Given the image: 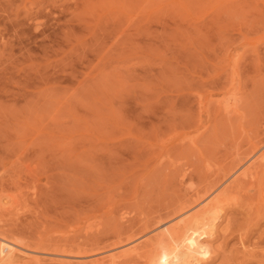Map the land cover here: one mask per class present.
I'll return each instance as SVG.
<instances>
[{
	"label": "rangeland",
	"instance_id": "1",
	"mask_svg": "<svg viewBox=\"0 0 264 264\" xmlns=\"http://www.w3.org/2000/svg\"><path fill=\"white\" fill-rule=\"evenodd\" d=\"M154 1L140 6L160 7L159 21L141 20L132 7L120 22L100 12L79 22L68 0H0V47L12 44L17 65L27 52L32 61L28 83L18 68L14 95L0 94V149L20 154L14 166L30 158L36 178L23 185L24 164L0 170V178L15 170L23 179L25 188L17 184L7 196L28 193L17 200L20 210L7 206L11 196L2 200L11 213L0 212V230L14 227L0 233L49 249L74 238L110 246L117 235L143 243L174 224V213L189 210L197 195L219 191L254 150L264 151V0ZM221 101L235 103L232 114L217 107ZM257 165L255 180L227 195L216 233L200 237L209 250L199 264H264V193L257 191L264 164ZM115 247L104 251L121 250ZM47 251L44 264L54 259ZM88 255L81 263L103 257ZM71 259L50 263H80Z\"/></svg>",
	"mask_w": 264,
	"mask_h": 264
},
{
	"label": "bare ground",
	"instance_id": "2",
	"mask_svg": "<svg viewBox=\"0 0 264 264\" xmlns=\"http://www.w3.org/2000/svg\"><path fill=\"white\" fill-rule=\"evenodd\" d=\"M23 1H26V0H23ZM69 2L73 3V7H72V10H68L70 11V14L75 16L77 18V20L80 22V21H85L87 19H85V14L88 13H106L107 15L111 14L112 17H117V20H119V22L121 20H125L124 17H123V12H127L129 10V8H132V7H137L136 9L138 11H136L135 13L136 14H142L140 17L141 20L143 19H148L149 20H155V21H159L160 18H161V14L162 13V9L159 7V9H154V10H150L148 11L146 8L148 7V4H153V2H155L154 0H68ZM146 2V6L143 7V6H140L141 4H145ZM170 2V1H169ZM35 3L37 5H40L42 3V0H35ZM46 3V2H45ZM148 3V4H147ZM156 3V2H155ZM168 3V2H167ZM139 5V6H136V5ZM45 5V4H44ZM169 5V4H168ZM41 6V5H40ZM43 6V5H42ZM162 6V5H160ZM45 7V6H44ZM158 8V7H157ZM165 8V7H163ZM45 9V8H44ZM149 9V8H148ZM127 10V11H126ZM76 12H78L77 14H75ZM124 12V13H125ZM94 13V14H95ZM84 15V17H83ZM91 16V15H89ZM110 16V17H111ZM164 16V15H163ZM170 16V15H169ZM27 18L29 17L28 15L26 16ZM167 17V16H166ZM96 19L95 21H93L94 23L93 24H97L99 22V19L96 18H93V20ZM133 19V20H132ZM132 19L128 18L126 19V21H134L136 18L133 16ZM168 19V18H167ZM116 20V21H117ZM138 20V18L136 19ZM113 24V27H114V22L112 23ZM172 24V23H170ZM169 24V25H170ZM83 27L86 26V24H82ZM89 25V24H88ZM116 25V24H115ZM168 25V24H166ZM87 27V26H86ZM170 27V26H169ZM118 28V26H117ZM115 29H116V26H115ZM114 29V30H115ZM112 30V29H111ZM113 30V31H114ZM116 31V30H115ZM65 37L67 38V36L65 35ZM2 47H0V94L4 95L6 97V95H14L13 94V87L14 84L16 86V83L14 82V80H18L16 79V76L15 74L17 73L16 71L18 70L19 68V71L23 72V75L25 77V79L21 80V81H25L27 82V75L30 71V68H31V60H30V55H29V52L25 53L23 59H22V62H20V64L17 65V63L13 60V52H12V48H11V45L8 42H4L2 43ZM26 51V50H25ZM20 74V73H19ZM19 77V75H18ZM19 81V80H18ZM29 81V80H28ZM28 83V82H27ZM20 84V83H19ZM24 84V82H22V85ZM26 84V83H25ZM24 87V98L26 99L27 97H29L30 95V92H28V87L29 86H26V85H23ZM13 87V88H12ZM19 89V88H17ZM23 91V89H22ZM2 97V96H1ZM5 97L3 98L4 101H5ZM8 97V96H7ZM6 97V98H7ZM213 98V97H212ZM214 99V98H213ZM233 100V99H232ZM236 100V99H235ZM4 101H0L1 105H4ZM10 101V100H9ZM203 101V100H202ZM201 101V102H202ZM224 101V100H223ZM237 101V100H236ZM219 105V106H218ZM218 105L217 107H219V109L223 110L224 113L226 112H231L233 110V107L235 105V103H232L231 105H228V103H221L218 102ZM238 105V104H237ZM7 106V105H5ZM1 107V106H0ZM218 111V110H217ZM222 111V112H223ZM221 113V112H220ZM235 113V112H234ZM229 114H232V113H229ZM228 114V115H229ZM228 117V116H227ZM182 138V137H181ZM182 141V140H181ZM192 144V143H191ZM2 147V146H0ZM258 151V152H257ZM8 152V151H7ZM260 151L259 150H254L252 152V154L250 155V157L247 159V162H245L247 165L246 166H242L239 171L237 170L235 173H232V176L233 179L230 181L227 180V179H224V184L221 180V182L224 184V186L219 190L217 191L214 190V191H211L209 192L210 190L207 189L206 192H204V194L202 196H198L197 194V198H195V200H193V202L191 203L189 210L187 209V211H183V209H178L179 211L176 213H174L175 215L177 214V218L175 219L176 222L173 224H171V226H168V227H164L160 233L155 236L154 238L152 237V239L150 238V236L146 237L147 239H144V240H147V241H144L143 243H139V244H128L127 242L129 240H126V246L124 245V247H122V242L124 241V244H125V240L123 241H120L121 240V236L120 235H117L115 239V242L110 246H103L101 244V242L99 240H92L91 242V238L89 239L90 243L87 244L88 242H86V244L83 242L84 240H87L88 238V235H86V238H84V240H79L78 239L76 240L75 238L73 240H65V243H62V245H59L57 244L54 249H52V247H50L51 249H49L48 246H51V245H44V243H41V242H37V241H34L36 239H32L30 241H26L25 243H20V240H18L19 242L15 241L17 238L16 237H13V238H16L13 240V238L10 239V236L9 238L7 236L4 235V233H0V264H19V260L21 258H24L25 260H28L27 263H29L30 261L32 263H37V264H40V260L42 261L43 259H40V256H43L47 250H50V253L52 251V254H51V257L54 258V259H58V260H61L63 259H68L70 258V261L72 260L71 258H76L75 261H80V263L78 262L77 264H199L201 262H203L204 258L207 256V250H209L208 248H205L201 242H200V237L201 236H206V237H212V235L214 234V232L216 231L215 228H216V223L218 222V220L220 219L221 217V210L223 208L224 205H226V197L228 199L229 196L227 195H231L230 193L232 192V194H235L236 192L233 193V190L236 188V187H239V183H241L242 181L247 180V182L249 180H253L256 176H254V173H255V169L257 167H259L257 164H264V151H261L260 154H258ZM13 153V152H8L6 153V151L1 150L0 149V170L2 171L3 168H5V166H7V164H9V166L11 168H15L17 165H21V164H24L23 166H18L20 169H22V167H24V171L22 173L25 172V175L26 176V180H25V176H24V181L25 183H23V185L27 184V180H30L29 178H32V174L30 173V171L28 170L29 167H28V160H30V158L27 159H24V161L22 162L21 159L20 161L22 162L21 164H17L16 166H14L15 163H17L18 161V158L17 159H14L16 158L17 156L13 157L11 156L10 154ZM23 153V152H21ZM25 157V153H23ZM13 155V154H12ZM28 155V154H27ZM26 155V156H27ZM248 157V156H247ZM14 160H13V159ZM27 158V157H25ZM245 159V157H244ZM243 160V159H242ZM26 161H27V164H26ZM239 162V161H238ZM257 165V166H256ZM14 166V167H12ZM17 168V170H19ZM240 167V166H239ZM11 168H10V171H11ZM255 168V169H254ZM261 168V167H260ZM6 169V168H5ZM9 169V168H8ZM254 169V171H253ZM235 170V169H234ZM260 170V169H259ZM5 170H3V173H4ZM8 171V170H7ZM5 171V172H7ZM15 170H12L11 174L10 172L8 171V175L7 176V173L5 174V176H7V179L6 177H4L2 175V177H4L5 179L3 178H0V212H3L5 211L4 208L6 210H9L8 208L4 207V205H6L7 203L3 204L2 203V200L5 199V198H8L11 196V203H9L7 206L10 205L9 208H11L12 210V207L11 206H15L19 201L17 200H20L19 198L16 200L14 197H12L13 195L10 194V196H7L8 193H10V189L11 188H14L17 186L19 188H17L18 190L22 187L20 186V183H22L23 179L21 178V175L20 177L18 176L19 175V172H18V175L17 173H13ZM20 171V170H19ZM17 172V171H16ZM35 172V171H34ZM234 172V171H233ZM21 173V172H20ZM21 173V174H22ZM30 173V175H29ZM43 173V172H42ZM257 173V172H256ZM255 173V174H256ZM16 174V175H15ZM45 174V173H44ZM224 174V173H223ZM259 174H261L259 172ZM0 175H1V172H0ZM28 176V177H27ZM31 176V177H30ZM36 177L37 176H40L39 174L38 175H35ZM226 176V175H225ZM224 176V177H225ZM43 178L45 177L44 175L42 176ZM35 177H33V180ZM221 178V177H220ZM229 178H231L229 176ZM259 177L257 176L256 179H258ZM20 179H22L20 181ZM249 179V180H248ZM45 180V179H44ZM255 180V179H254ZM253 180V181H254ZM260 180V179H258ZM18 181H20V183L18 184ZM32 181V180H30ZM219 181V179H218ZM262 181V179H261ZM260 181V183H261ZM34 182V181H33ZM36 182V181H35ZM35 182H34V185H35ZM250 182V181H249ZM38 183H41V182H38ZM44 183V182H43ZM216 183V182H215ZM253 183H257V182H253ZM18 184V185H17ZM30 184V183H29ZM32 184V183H31ZM262 184H264V181H262L261 184H259L258 186V183H257V191H258V188H259V193L262 194L264 193V189H261L262 187ZM17 185V186H16ZM32 184V187L34 186ZM36 185L38 186V184L36 183ZM35 185V187H36ZM41 185V184H39ZM221 185V184H220ZM248 185V184H247ZM252 185V184H251ZM250 186V185H249ZM255 186V185H254ZM217 187V186H216ZM252 187V186H251ZM25 188V187H24ZM24 188H21L22 190ZM31 188V187H30ZM39 188V187H37ZM36 188V189H37ZM219 188V187H217ZM248 188V187H247ZM255 188V187H254ZM264 188V187H262ZM45 189V188H44ZM239 189V188H238ZM245 189V188H244ZM253 189V188H252ZM25 190H29L28 187L27 189ZM243 189L240 188V191H242ZM255 190V189H254ZM14 191V190H13ZM30 191L32 192L33 191V188L32 190L30 189ZM40 191V190H39ZM37 191V194L38 192ZM44 191V190H43ZM235 191V190H234ZM245 192V190H243ZM15 192V191H14ZM21 192V191H20ZM25 192V191H24ZM28 192V191H27ZM34 192V191H33ZM238 192V191H237ZM253 192V191H252ZM258 192H257V195H258ZM18 193V192H17ZM36 193V191L34 192ZM16 194V193H15ZM21 194H25V193H21ZM21 194H18L19 196ZM28 194V193H27ZM25 194V195H27ZM33 195V193H31ZM42 194V192H41ZM45 194V193H44ZM244 194V193H242ZM25 195H22L23 196V199L25 198L24 196ZM36 195V194H35ZM39 195V194H38ZM46 195V194H45ZM45 195H44V200L47 199L45 198ZM236 195V194H235ZM240 195V194H239ZM264 195V194H262ZM18 196V197H19ZM21 196V197H22ZM43 196V194H42ZM233 196V195H232ZM237 196V195H236ZM244 196V195H243ZM242 196V197H243ZM246 196V195H245ZM248 196V195H247ZM29 197V196H28ZM47 197V195H46ZM235 197V196H234ZM17 198V197H16ZM34 199L36 198L38 200V198L40 199L41 197H38L37 198V195L33 197ZM69 198V197H68ZM73 198V196H72ZM71 198V200H72ZM81 198V197H80ZM233 198V197H231ZM239 198V196H238ZM250 198H254V197H250ZM22 199V200H23ZM33 199V200H34ZM35 199V201H36ZM50 199V198H49ZM70 199V198H69ZM79 199V198H78ZM82 199V198H81ZM244 199V198H243ZM262 199V198H261ZM9 199H7L8 201ZM20 200V201H22ZM32 200V201H33ZM43 200V198H42ZM41 199L39 200L40 202L42 201ZM71 200H68L69 202H71ZM232 200V199H231ZM259 200V199H258ZM10 201V200H9ZM37 201V202H39ZM48 201V199H47ZM46 201V202H47ZM67 201V202H68ZM73 201V200H72ZM237 201V199H236ZM242 201V200H241ZM262 201V200H261ZM68 202V203H69ZM78 202V200H77ZM235 202V200H234ZM260 202V200H259ZM24 203H25V200H24ZM22 203V204H24ZM226 203V204H225ZM238 203V202H237ZM20 204V203H19ZM21 204V205H22ZM36 205V203H34ZM38 204V203H37ZM40 204V203H39ZM42 204H43V201H42ZM41 204V205H42ZM64 205H67L65 207H68L69 204H65V202L63 203ZM242 204V203H241ZM260 204V203H259ZM18 205V204H17ZM16 205V206H17ZM47 205V203H46ZM45 205V206H46ZM64 205L61 207L63 208ZM73 205V203H72ZM72 205H70L69 207H72ZM232 205V204H231ZM238 205V204H237ZM15 206V207H16ZM23 206V205H22ZM44 206V204H43ZM45 206L43 208H45ZM77 206V205H76ZM81 206V205H80ZM259 206V205H258ZM20 207V206H19ZM19 207L17 208V210L19 209ZM83 207V206H82ZM240 207V206H239ZM15 208V210H16ZM80 208V207H79ZM257 208V207H256ZM1 209H3L1 211ZM73 209V208H71ZM77 209V208H75ZM87 209V208H86ZM11 210L10 211H7L8 213L10 212L11 213ZM20 210V209H19ZM66 211V212H69L67 211L66 209H63V211ZM175 210V209H174ZM64 211V212H65ZM71 211V210H70ZM79 212V210H76V212ZM173 211V210H172ZM176 211V210H175ZM5 211V213H7ZM75 212V211H74ZM98 211L96 210V213ZM3 214V215H6V214ZM7 213V214H8ZM12 213H16L15 211H13ZM69 214V213H67ZM73 214V212H72ZM95 213H93L94 215ZM166 214V213H165ZM10 215V214H9ZM44 215V214H43ZM75 215V214H74ZM174 215V216H175ZM12 215H10L9 218H11ZM15 216V215H14ZM68 216V215H67ZM5 217V216H4ZM3 217V219H4ZM69 217V216H68ZM90 217V215L88 216ZM6 218H7V215H6ZM94 218V217H93ZM167 218V217H166ZM2 219V218H1ZM13 219V218H11ZM10 219V220H11ZM69 219V218H68ZM87 219V218H86ZM156 219V218H155ZM164 219V218H162ZM9 220V221H10ZM66 220V219H65ZM70 220V219H69ZM88 220V219H87ZM122 220V219H121ZM128 220V219H127ZM158 220V219H157ZM3 221V220H2ZM1 221V222H2ZM86 221V220H85ZM150 221V220H149ZM154 221V220H153ZM163 221V220H162ZM161 221V222H162ZM5 222V221H4ZM7 222V220H6ZM5 222V223H6ZM119 222V221H118ZM148 222V221H147ZM160 222V221H159ZM9 223V222H8ZM14 223V222H13ZM12 223V224H13ZM29 223V222H28ZM33 223V222H31ZM31 223H29V226L31 225ZM89 222H87L88 224ZM150 223V222H149ZM12 224H9V225H12ZM16 225V223H14ZM76 224V223H75ZM86 224V223H85ZM90 224V223H89ZM121 224V223H120ZM4 225V224H3ZM8 225V224H7ZM33 225V224H32ZM93 225V224H91ZM145 225V224H144ZM154 225V224H153ZM156 225V224H155ZM27 226V224H26ZM28 226V227H29ZM86 226V225H85ZM89 226V225H88ZM118 226V225H117ZM147 226V225H146ZM158 226V225H157ZM218 226V225H217ZM9 227V226H8ZM11 227H14L13 225ZM11 227L9 230H11ZM90 227V226H89ZM94 226L90 227L91 229L93 228ZM133 227V226H132ZM148 227V226H147ZM3 227L1 226V229ZM5 228V227H4ZM3 228V229H4ZM16 228V227H15ZM24 228V227H23ZM30 228V227H29ZM85 228V227H84ZM118 228V227H117ZM123 228V227H122ZM2 229V231H3ZM8 228H5V231H7L8 233H10L9 230H6ZM13 229V228H12ZM17 229V228H16ZM82 229V228H81ZM80 229V230H81ZM145 229V228H144ZM14 230V229H13ZM124 230V229H123ZM147 230V228L145 229V231ZM0 230V232H2ZM19 231V230H18ZM113 231V230H112ZM121 231V230H119ZM143 230H141L142 232ZM20 232V231H19ZM24 232V231H22ZM77 232V231H76ZM75 232V233H76ZM83 232V231H82ZM93 232V231H92ZM96 232V230H95ZM98 232V231H97ZM115 232V231H114ZM112 232V233H114ZM14 233V232H12ZM25 233V232H24ZM69 233V232H68ZM74 233V234H75ZM78 233V232H77ZM76 233V234H77ZM117 233V231H116ZM216 233V232H215ZM7 234V233H6ZM21 233H19L20 235ZM26 234V233H25ZM80 234V233H79ZM86 234V233H85ZM91 234V233H90ZM106 234V233H105ZM119 234V233H118ZM122 234V233H121ZM155 234V233H154ZM152 234V236L154 235ZM16 235V234H15ZM33 235V234H32ZM67 236L69 234H66ZM66 235H63V236H66ZM92 235V234H91ZM114 235V234H112ZM124 235V234H123ZM122 235V236H123ZM141 235V234H140ZM18 236V234H17ZM27 236V235H26ZM73 236V235H72ZM76 236V235H75ZM79 236V235H78ZM76 236V237H78ZM94 236V235H93ZM96 236V235H95ZM143 236V235H142ZM32 238V236H30ZM80 237V236H79ZM127 237V236H126ZM132 237V236H131ZM135 237V236H134ZM24 238V237H23ZM29 238V236L27 237ZM63 238V237H62ZM69 238V237H68ZM82 238V236H81ZM129 238V237H127ZM136 238V237H135ZM139 238V237H138ZM150 238V241L148 240ZM20 239V238H19ZM22 239V237H21ZM59 239V238H58ZM63 239H67L66 238H63ZM72 239V238H71ZM106 239V238H105ZM130 239V238H129ZM132 239V238H131ZM130 239V241H131ZM28 240V239H27ZM60 240V239H59ZM58 240V242H59ZM142 240V239H141ZM22 241V240H21ZM24 241V240H23ZM41 241V240H40ZM62 241V239L60 240ZM83 243H82V242ZM102 241V239H101ZM149 241V242H148ZM60 243V242H59ZM131 243V242H130ZM133 243V242H132ZM47 244V243H45ZM52 244V243H51ZM55 244V243H54ZM61 244V243H60ZM106 244V243H104ZM121 245V250L119 252H111L109 254H106L104 250H106L107 248H110V247H115V246H120ZM116 248V247H115ZM46 250V251H45ZM108 250V249H107ZM113 250V249H112ZM116 251V250H115ZM48 252V251H47ZM88 254H92L90 256L92 257H95V256H102L103 257H100V259L98 260H92V261H89V262H84V263H81L82 260H86L88 261L89 258V255ZM106 254V255H105ZM50 257V256H49ZM43 258V257H42ZM48 258V256H47ZM97 258V257H95ZM49 259V258H48ZM47 259V260H48ZM54 259H50V262H52L51 260H54ZM206 259V258H205ZM57 262V260H55ZM53 261V264H55ZM69 261V262H70ZM31 262L29 264H31ZM49 264H52L50 263ZM69 262H67L69 264ZM42 263L44 264L45 262L42 261ZM59 263H63V262H59ZM22 264V262H21ZM47 264V263H46ZM65 264H66V261H65ZM73 264H76V263H73Z\"/></svg>",
	"mask_w": 264,
	"mask_h": 264
}]
</instances>
